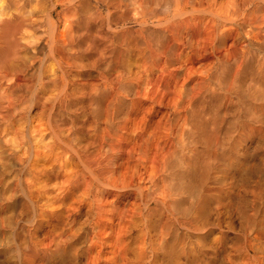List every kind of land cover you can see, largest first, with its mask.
<instances>
[{
  "label": "clouds",
  "instance_id": "clouds-1",
  "mask_svg": "<svg viewBox=\"0 0 264 264\" xmlns=\"http://www.w3.org/2000/svg\"><path fill=\"white\" fill-rule=\"evenodd\" d=\"M7 2L0 0V9ZM114 2L116 8L124 5L135 15L122 26L117 21L116 29H111L109 24L112 31L124 27L134 35L151 29L153 38L165 43L167 30L156 29H167L170 25L182 38L195 37L197 28L191 26V21L186 24L184 18L208 14L203 9L199 12L178 10L180 0ZM209 2L214 4L215 0ZM228 5L232 9L230 16L212 13L217 17V48L231 42L225 24L244 36L257 24L264 28V0H228ZM43 7L46 5L41 4V0H35L32 10ZM253 18L257 24L251 23ZM0 25H3V17H0ZM80 27L81 30L91 28V24L83 19ZM45 37H48L46 30L34 35L33 31L0 26V124L8 125L13 120L19 124L14 133L18 146L0 132V167L7 157L11 169L20 174L23 169L15 159L19 157L20 164L24 165L33 146L26 144L24 129L50 118L48 106L55 108L62 95L45 88L47 82L40 75L42 69L49 67L45 64L49 57L59 67L53 54L54 43L51 37L47 40ZM188 44H192L191 39ZM245 48L244 66L239 71L240 57L231 60L206 57V61H212L213 71L198 86L202 94L191 102L187 111L184 105L179 108L169 105L156 111L157 119L167 112L171 117L165 121L167 126L177 129L175 150L170 153V169L165 176L171 204L162 202L159 191L152 185L120 187L111 183L110 174L93 176L86 187L73 186L64 200L72 204L74 212L48 211L52 207L51 200L43 204L33 200L10 202L0 206V264H96L101 247L104 256L113 257L112 264H249L244 252V241L248 237L253 238L261 249L260 255L264 256V244L253 236V232L264 233V196L254 201L247 195L252 190L264 194V46L252 44ZM128 59L134 60V53L129 52ZM151 62V58H146V63ZM135 66L140 72L144 71L142 65ZM114 71V66L100 64L80 76L84 82L93 78L100 81L82 87L83 98L79 103L83 107L77 119L86 123L91 116L96 120L93 133L97 127L110 130L113 139L103 156L113 147L123 155L128 144H118L116 138L129 142L140 140L142 136L156 139L155 134L132 126V118L141 107L137 97L144 86L137 82L139 74L134 77L129 71L109 81L108 76ZM17 78L20 83H16ZM112 84L117 85L115 98L119 102L116 104H110ZM192 94L190 90L185 91L186 103L190 102ZM8 108H12L10 116ZM31 134L35 136L36 131ZM132 151L134 155L135 149ZM117 166L113 160L110 171ZM242 198L247 201L248 219L254 228L241 224L236 205ZM135 200L140 201L139 208L153 203L156 206L148 208L147 215L137 213L141 216L139 223L131 226L134 230L128 232L127 243L123 250L117 251L123 241L107 238L112 228L102 223L103 216L111 212L113 219L117 215L123 219L127 213L121 214V209Z\"/></svg>",
  "mask_w": 264,
  "mask_h": 264
},
{
  "label": "bare ground",
  "instance_id": "bare-ground-1",
  "mask_svg": "<svg viewBox=\"0 0 264 264\" xmlns=\"http://www.w3.org/2000/svg\"><path fill=\"white\" fill-rule=\"evenodd\" d=\"M34 2L35 0H8L5 7L0 9V17H3V25L0 26L33 31L34 35H41L45 30L48 32L45 39L51 37L54 43L53 54L59 61V67L53 64L49 57L45 61L49 67L42 69L40 75L47 82L45 88L62 95L55 108L48 106L51 109L50 118L34 122L32 127L24 129L26 144L32 143L33 146L24 161L26 168L20 164L19 157L15 159L23 173L13 171L5 157L6 163L0 167V206L18 200H33L40 204L51 200L52 207L48 211L74 212L72 204H66L64 200L73 186L79 184L86 187L92 182L93 176L109 174L112 177L111 183L120 187L124 184H139L144 188L152 185L159 191L161 201L171 204L168 200L169 192L165 187V176L170 169V153L175 150L174 137L177 129L167 126L166 119H171L167 112L157 119L156 111L168 108L169 105H176L178 108L184 105L185 111L190 108L191 102L202 94L198 86L205 76H210L213 71L212 61H206L208 56H212L213 60L217 56L221 60L240 57L238 71L242 70L243 57L246 55L245 46H264V28H259L253 18L251 23L257 24V27H253L252 32L244 36L236 28L225 24L226 34H231V42L224 48H217V17L212 16V13L230 16L232 9L228 0H215L214 4L209 0H180L178 10L199 12L203 9L208 14L184 18L186 24L191 21V26L197 28L195 37L182 38L179 33L172 31L170 25L167 29H156L160 32L167 30L168 40L165 43L154 39L151 29H144L134 35L130 29L124 27H121L120 31H112L111 29L118 27L117 21L119 26H122L135 15L131 8L124 5L116 8L114 0H62L60 3L56 0H41V4L46 7L33 11ZM83 19H87L91 28L81 30ZM188 39L192 40V44H188ZM43 45L42 41L41 46ZM129 52L134 53L135 59L132 61L128 59ZM146 58H151L152 62L146 63ZM100 64L114 66L115 71L108 76L109 81L117 74H127L130 71L134 77L139 74L137 82L144 85L140 89L141 95L137 97L141 104L139 113L133 116L131 122L132 126L141 132L155 134L156 139L149 140L142 136L140 140L129 142L116 138L118 144H128L123 155L113 147L107 156H103L104 149L113 139L110 130L97 127L93 133L92 128L97 124L96 120L91 116L86 123L77 119L83 107L79 103L83 98L82 87L100 83L97 78L87 82L81 81V73L93 71ZM135 65H142L144 71L140 72ZM109 70L111 71V68ZM49 74L55 79L52 80ZM236 74L233 73L234 77ZM20 82V78H17L16 83ZM116 88L117 85L112 84L113 96L110 98V104L119 102L115 98ZM188 90L193 94L190 102L186 103L184 93ZM112 111H115L114 107ZM11 112L12 108H8V116ZM184 119H187V116ZM18 127L19 124L15 120L8 125L0 124V132H4L14 146H18V137L14 135ZM33 130L36 131L35 136L31 134ZM113 160L118 166L114 171H110ZM247 195L252 196L254 201L264 196L255 190ZM139 204L140 201L135 200L126 208H122L121 214L127 213L123 219L121 215L113 219L111 212L103 216L102 223L112 228V231L106 234L107 238L123 241L117 251L123 250L127 243L128 232L134 230L131 226L139 223L141 216L137 213L147 215L148 208L156 206L153 203L147 208H139ZM246 208L247 201L242 198L236 205L241 224L246 228H254V224L248 219ZM253 236L256 241L264 244V233L253 232ZM260 251L252 237L244 241V252L249 264H264V256L260 255ZM97 254L99 259L96 264H112L113 257L104 256L102 247L98 249Z\"/></svg>",
  "mask_w": 264,
  "mask_h": 264
}]
</instances>
